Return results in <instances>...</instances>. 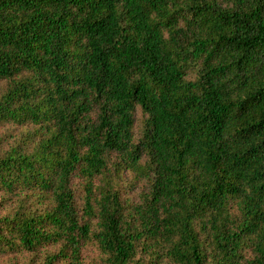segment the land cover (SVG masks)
<instances>
[{"label": "trees", "instance_id": "1", "mask_svg": "<svg viewBox=\"0 0 264 264\" xmlns=\"http://www.w3.org/2000/svg\"><path fill=\"white\" fill-rule=\"evenodd\" d=\"M0 82V255L264 264V0H0Z\"/></svg>", "mask_w": 264, "mask_h": 264}, {"label": "rangeland", "instance_id": "2", "mask_svg": "<svg viewBox=\"0 0 264 264\" xmlns=\"http://www.w3.org/2000/svg\"><path fill=\"white\" fill-rule=\"evenodd\" d=\"M3 86V83L0 82V87ZM4 142L0 141V146ZM137 186L132 190L133 197L135 198L137 191ZM2 206V207H1ZM0 206V213L5 211L3 205ZM0 264H39V258L33 259V256L29 253H9L0 255ZM83 264H106L104 262V257L99 253L97 248L93 245H87L83 250Z\"/></svg>", "mask_w": 264, "mask_h": 264}]
</instances>
